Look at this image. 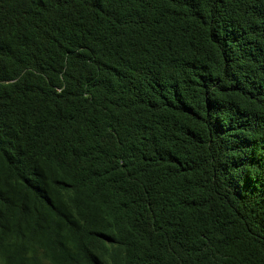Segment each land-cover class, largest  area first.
<instances>
[{"label": "trees", "instance_id": "16d2710c", "mask_svg": "<svg viewBox=\"0 0 264 264\" xmlns=\"http://www.w3.org/2000/svg\"><path fill=\"white\" fill-rule=\"evenodd\" d=\"M0 264H264V0H0Z\"/></svg>", "mask_w": 264, "mask_h": 264}]
</instances>
